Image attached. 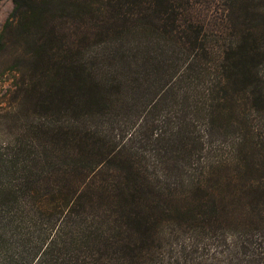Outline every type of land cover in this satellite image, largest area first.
I'll return each instance as SVG.
<instances>
[{
    "label": "trees",
    "instance_id": "obj_1",
    "mask_svg": "<svg viewBox=\"0 0 264 264\" xmlns=\"http://www.w3.org/2000/svg\"><path fill=\"white\" fill-rule=\"evenodd\" d=\"M11 1L0 264H264V0Z\"/></svg>",
    "mask_w": 264,
    "mask_h": 264
},
{
    "label": "rangeland",
    "instance_id": "obj_2",
    "mask_svg": "<svg viewBox=\"0 0 264 264\" xmlns=\"http://www.w3.org/2000/svg\"><path fill=\"white\" fill-rule=\"evenodd\" d=\"M12 9L13 4L11 0H0V31H2V26L12 12ZM9 36L10 41H8V35L4 33L5 39L7 38V45L5 49L0 48V150L14 133L11 107L17 101V81L14 77L15 73L12 70L14 69V57H16L17 51L15 46L12 45L15 39L11 37L10 33ZM203 244L198 243L196 245L194 243L195 248L191 251L189 248L191 245L193 246V243L190 235L182 234L176 241H173L170 249L172 254L179 259L180 264H226L224 260L225 255L220 253L221 250L212 240L209 241L206 247ZM181 247L186 249V252L182 255L180 253ZM166 253L167 250H165V256L167 255Z\"/></svg>",
    "mask_w": 264,
    "mask_h": 264
}]
</instances>
